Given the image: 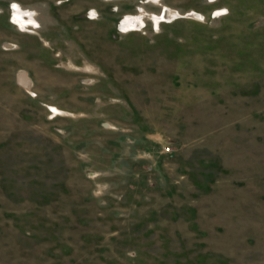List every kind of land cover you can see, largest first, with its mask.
I'll use <instances>...</instances> for the list:
<instances>
[{
  "label": "rangeland",
  "instance_id": "1",
  "mask_svg": "<svg viewBox=\"0 0 264 264\" xmlns=\"http://www.w3.org/2000/svg\"><path fill=\"white\" fill-rule=\"evenodd\" d=\"M0 264H264V0H0Z\"/></svg>",
  "mask_w": 264,
  "mask_h": 264
},
{
  "label": "bare ground",
  "instance_id": "2",
  "mask_svg": "<svg viewBox=\"0 0 264 264\" xmlns=\"http://www.w3.org/2000/svg\"><path fill=\"white\" fill-rule=\"evenodd\" d=\"M17 7H18V5H17ZM167 9H168V12L167 13H168V17L169 18L178 15V12L177 11L171 10L169 8H167ZM13 20H14L13 22H15V24L19 25V27H21V29L23 31H28V32L36 33V31L33 30L34 28L31 27V23L32 22H30V21L26 20L25 18H23L21 14H17L15 12L14 17H13ZM34 23H36V21H34ZM37 33H38V35L42 36L39 32H37ZM25 80L28 81L29 84L31 83L30 78L25 77V79L22 82H24Z\"/></svg>",
  "mask_w": 264,
  "mask_h": 264
},
{
  "label": "water",
  "instance_id": "3",
  "mask_svg": "<svg viewBox=\"0 0 264 264\" xmlns=\"http://www.w3.org/2000/svg\"><path fill=\"white\" fill-rule=\"evenodd\" d=\"M21 77H20V79H21V82L25 79V75L23 74V73H21V75H20ZM23 84H25V85H27L28 84V81H24V82H22Z\"/></svg>",
  "mask_w": 264,
  "mask_h": 264
},
{
  "label": "snow or ice",
  "instance_id": "4",
  "mask_svg": "<svg viewBox=\"0 0 264 264\" xmlns=\"http://www.w3.org/2000/svg\"><path fill=\"white\" fill-rule=\"evenodd\" d=\"M12 7H17V5L14 4V5H12ZM93 15H94V13H93ZM125 30H127V29H125Z\"/></svg>",
  "mask_w": 264,
  "mask_h": 264
}]
</instances>
